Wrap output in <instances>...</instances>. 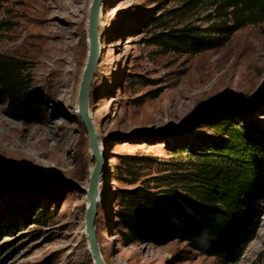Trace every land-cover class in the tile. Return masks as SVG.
<instances>
[{"label": "rangeland", "instance_id": "rangeland-1", "mask_svg": "<svg viewBox=\"0 0 264 264\" xmlns=\"http://www.w3.org/2000/svg\"><path fill=\"white\" fill-rule=\"evenodd\" d=\"M184 1L102 0L88 105L104 160L98 244L105 264H264V199L238 263L211 254L209 241L126 238L116 216L120 190L176 184L185 146L213 137L214 123L249 118L264 129V23L219 48L169 52L150 41L158 26L206 28L223 12L216 0ZM91 3L0 0V57L22 63L43 107L41 124L21 121L0 83V264H95L85 222L95 159L78 113Z\"/></svg>", "mask_w": 264, "mask_h": 264}, {"label": "trees", "instance_id": "trees-1", "mask_svg": "<svg viewBox=\"0 0 264 264\" xmlns=\"http://www.w3.org/2000/svg\"><path fill=\"white\" fill-rule=\"evenodd\" d=\"M202 1L185 0L184 8ZM216 1L223 11L219 21L206 28L190 23L175 28L158 26L161 29L150 41L169 52L198 54L224 46L249 24L264 23V0ZM153 21L158 23L159 18ZM22 70L21 62L0 57V83L17 118L41 124L42 104L28 91ZM213 128V137L185 146L189 167L175 178L176 184L118 192L116 216L126 238L168 244L199 242L207 234L211 254L226 263L240 262L257 203L264 199V129L249 118L233 117L214 123Z\"/></svg>", "mask_w": 264, "mask_h": 264}, {"label": "water", "instance_id": "water-1", "mask_svg": "<svg viewBox=\"0 0 264 264\" xmlns=\"http://www.w3.org/2000/svg\"><path fill=\"white\" fill-rule=\"evenodd\" d=\"M102 0H92L89 9V55L84 69L82 80L80 83L78 94V113L84 125L87 135L89 146L92 152V156L95 159V165L90 175L89 187L87 190V197L89 205L86 210L85 222L86 233L89 243V249L91 256L95 264H105L97 239V233L95 228L97 208L99 203L98 189L99 180L104 168L103 154L100 150V146L97 139V133L95 126L90 118L88 105H89V88L94 74L96 63L99 56V37H98V25L100 17Z\"/></svg>", "mask_w": 264, "mask_h": 264}, {"label": "clouds", "instance_id": "clouds-1", "mask_svg": "<svg viewBox=\"0 0 264 264\" xmlns=\"http://www.w3.org/2000/svg\"><path fill=\"white\" fill-rule=\"evenodd\" d=\"M211 237H209L207 234H205V236L204 237H200V238H198V241L200 242V243H202V244H207V242H208V240L210 239Z\"/></svg>", "mask_w": 264, "mask_h": 264}]
</instances>
